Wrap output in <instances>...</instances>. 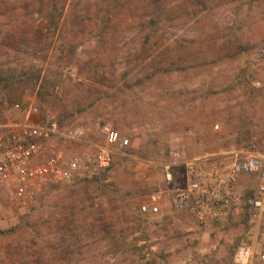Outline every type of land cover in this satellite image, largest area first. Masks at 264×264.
Wrapping results in <instances>:
<instances>
[{
	"label": "rangeland",
	"instance_id": "rangeland-1",
	"mask_svg": "<svg viewBox=\"0 0 264 264\" xmlns=\"http://www.w3.org/2000/svg\"><path fill=\"white\" fill-rule=\"evenodd\" d=\"M262 42L264 0H0V123L36 104L66 156L94 153L103 124L129 139L104 170L26 202L0 188V264H242V243L264 264L245 205L253 177L239 179L240 210L213 225L169 205L162 172L171 148L264 153ZM159 59L171 70L128 85ZM173 176L183 184L182 168ZM159 191L160 212H140Z\"/></svg>",
	"mask_w": 264,
	"mask_h": 264
},
{
	"label": "built area",
	"instance_id": "built-area-1",
	"mask_svg": "<svg viewBox=\"0 0 264 264\" xmlns=\"http://www.w3.org/2000/svg\"><path fill=\"white\" fill-rule=\"evenodd\" d=\"M258 55L264 58V42ZM21 113L20 119L0 123V188L9 189L20 202L54 185L97 174L110 165L114 144L121 148L129 144L127 137H119L107 123L100 128L105 142L97 145L94 153L66 156L59 145V139L65 136L56 119L37 120L40 109L36 104L22 108ZM167 155L169 161L162 164V172L171 187L168 203L173 209L190 214L202 224H224L243 203L238 190L240 177H253L256 183L247 198L249 216L264 229V153L252 149L243 156L229 152L186 157L171 148ZM181 168L183 184L175 186L174 171ZM162 196L161 191L153 194L150 203L140 205V212L158 214ZM253 252L251 244L242 243L236 259L242 264H254ZM258 259L263 260L264 254Z\"/></svg>",
	"mask_w": 264,
	"mask_h": 264
},
{
	"label": "trees",
	"instance_id": "trees-1",
	"mask_svg": "<svg viewBox=\"0 0 264 264\" xmlns=\"http://www.w3.org/2000/svg\"><path fill=\"white\" fill-rule=\"evenodd\" d=\"M155 62H156V60L154 61V63ZM154 63L153 62L147 63L148 68H145L144 70H139L135 74H133L130 77V79L127 81L128 85H131V84L140 85L141 82H143V80L149 79V78L155 76L156 74H158L160 72H166L167 70H171V68L173 66L172 61H170L168 63V60L164 61L163 59L157 60L156 66L154 65ZM142 73H145V74L142 75ZM4 75H7V73H2V71L0 70V80ZM13 75H14V73L10 74V76H13ZM5 78H7V77H5ZM245 205H248V204H245ZM248 207H249V205H248ZM107 233L109 234V232H107ZM61 239L63 240V238H61ZM60 244H63V242H60Z\"/></svg>",
	"mask_w": 264,
	"mask_h": 264
}]
</instances>
